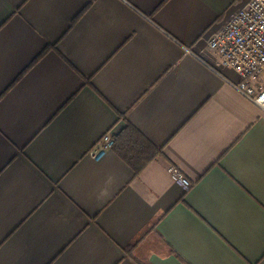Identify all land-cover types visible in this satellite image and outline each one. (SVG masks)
<instances>
[{
    "label": "crops",
    "instance_id": "1",
    "mask_svg": "<svg viewBox=\"0 0 264 264\" xmlns=\"http://www.w3.org/2000/svg\"><path fill=\"white\" fill-rule=\"evenodd\" d=\"M248 1L0 0V264H264V112L208 45Z\"/></svg>",
    "mask_w": 264,
    "mask_h": 264
},
{
    "label": "built area",
    "instance_id": "2",
    "mask_svg": "<svg viewBox=\"0 0 264 264\" xmlns=\"http://www.w3.org/2000/svg\"><path fill=\"white\" fill-rule=\"evenodd\" d=\"M208 45L219 55L220 64L240 77L234 88L264 112V0H249L223 27L211 34ZM115 139L105 133L92 155L100 159L112 149ZM169 171L185 188L191 182L176 167Z\"/></svg>",
    "mask_w": 264,
    "mask_h": 264
},
{
    "label": "trees",
    "instance_id": "3",
    "mask_svg": "<svg viewBox=\"0 0 264 264\" xmlns=\"http://www.w3.org/2000/svg\"><path fill=\"white\" fill-rule=\"evenodd\" d=\"M128 130H130L133 133V135H134L133 136L134 139L133 138L131 139L132 140V146L133 147L138 146L140 148L141 145L143 147H144V145H146L145 142L141 139V137H139L138 134L135 133V131L133 129H131L130 127H128ZM135 136H137L136 139H135ZM116 143H117V141L115 139V145H114L115 148H117ZM142 166H144V164ZM142 166L140 168H138V169L140 170L142 168Z\"/></svg>",
    "mask_w": 264,
    "mask_h": 264
}]
</instances>
